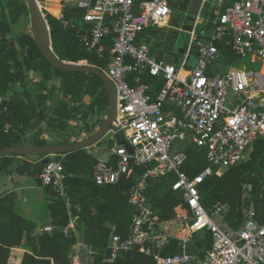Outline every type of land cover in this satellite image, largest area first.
Instances as JSON below:
<instances>
[{
  "label": "built area",
  "instance_id": "1",
  "mask_svg": "<svg viewBox=\"0 0 264 264\" xmlns=\"http://www.w3.org/2000/svg\"><path fill=\"white\" fill-rule=\"evenodd\" d=\"M176 1L59 2L60 20L64 19L63 8L69 2L84 10L83 21L90 26L79 27L75 35L84 47L104 61L103 67L93 66L103 71L114 86L117 107L111 132L122 131L126 142L112 147L109 158H96L95 184L115 185L133 175L136 167L143 168L127 198L133 208L128 234L111 235L104 260L137 251L156 264H190L196 258L188 252L194 235L207 232L211 234L212 246L199 259L200 264H264V222L258 221L253 203L242 206V222L233 228L225 218L227 204L216 202L209 212L200 199V185L206 178L221 176L244 158L258 137H264V0H233L222 7L208 21L211 28L208 36L199 28L198 15L188 31L178 65L158 60L148 46L137 43L143 31L168 25ZM207 2L201 0L200 7ZM63 23L68 25L65 20ZM217 41L259 68L251 70L243 65L223 74L209 73V67L220 58ZM193 52L196 63L189 66ZM143 74L162 78L161 88L155 91L142 83ZM129 76L134 84L129 83ZM10 129V124L4 126L5 132ZM175 141L183 145L181 150H173ZM188 143L206 149L207 164L193 176L184 170L187 161L184 149ZM90 148L85 147L89 154ZM55 158L51 156L43 165L39 179L42 186L49 187L68 203L62 161ZM171 174L172 189L181 193L188 208L187 215L178 217L179 236L170 234L167 227L154 221V211L144 194L150 179ZM246 186L251 188L245 185L244 191ZM74 207L80 210L79 205ZM215 217L221 225L215 222ZM73 223L63 228L66 235L75 230ZM54 228L46 225L43 230ZM171 238L178 241L180 252L165 254Z\"/></svg>",
  "mask_w": 264,
  "mask_h": 264
},
{
  "label": "trees",
  "instance_id": "2",
  "mask_svg": "<svg viewBox=\"0 0 264 264\" xmlns=\"http://www.w3.org/2000/svg\"><path fill=\"white\" fill-rule=\"evenodd\" d=\"M43 14L49 26L52 51L59 60L70 62L87 60L89 64L104 66L103 60L83 46L71 26H64L61 21L47 12ZM71 14L72 12H67L66 18L70 20ZM19 19H27L28 24L30 18L26 1L0 0V149L23 144V138L27 131L33 129L38 114L49 119V122L55 121L61 129H65L67 121L72 118L74 112L70 102L81 104L85 95L93 97L90 105L87 106L91 112L104 114L109 107L104 83L97 75L84 71H64L53 67L42 55L29 33L22 32L14 37L7 35L11 24ZM215 44L220 52V61L224 65L229 66L231 63L237 65L239 56L229 46L220 41ZM107 45L110 46V41ZM108 50L109 47L106 48L105 55ZM31 72L37 73L40 77L35 81L40 88L35 94L24 87L26 75ZM54 74L59 79L62 96L69 98L70 102L57 103L50 109L51 115L48 117V113H45L47 97L41 90L46 89L47 82L53 79ZM142 81L153 85L155 91L163 84L159 77L149 74L143 75ZM19 84L22 85L21 91L18 90ZM19 92L22 94L20 95ZM100 122L102 121L95 122L91 130ZM6 124L11 125L8 132L4 131ZM40 131L39 128L33 131L35 132L32 137L33 144H48L40 136ZM67 143L70 141L57 142V144ZM252 146L249 158L244 160L245 162L231 166L220 177L213 175L206 178L200 185V199L204 207L210 212L216 202L227 204L228 212L225 218L233 228L238 227L242 222V206L247 203L243 200L242 186L246 183L252 187L250 201L254 203L257 219L259 222H264V137H258ZM184 151L187 155L184 170L193 176L207 164L206 149L188 143ZM61 154H65L62 165L66 175L64 181L66 195L73 204L81 206L80 210L71 207L72 215L77 217V224L83 227L80 240L94 251L91 264H156L152 258L137 251L123 253L115 260H104L111 231L107 223L115 226V232L122 237L127 235L133 215V208L127 202L128 193L143 168L136 167L133 175L124 177L115 185L99 186L92 177L95 163L93 156L86 154L83 149ZM17 156L14 154L0 156V174L12 172L11 168ZM34 165L35 172L39 174L43 164L37 162ZM173 181L172 174L151 179L144 192L154 211L156 223H163L188 213L181 193L172 189ZM11 201L10 194L0 196V264H7L13 253L11 247L21 243L29 247L30 251L23 253L20 264H71L69 253L71 247L77 243L76 236L71 233L65 235L58 229L34 235L33 226L26 227L29 223L13 211ZM49 208L53 226L64 227L68 223L64 199L55 194ZM176 222L179 224L180 221ZM193 243L191 251L199 258H203L204 251L212 246L211 234L207 232L195 234ZM176 251H178L177 243L172 241L164 253L172 254Z\"/></svg>",
  "mask_w": 264,
  "mask_h": 264
},
{
  "label": "crops",
  "instance_id": "3",
  "mask_svg": "<svg viewBox=\"0 0 264 264\" xmlns=\"http://www.w3.org/2000/svg\"><path fill=\"white\" fill-rule=\"evenodd\" d=\"M232 1L233 0H208V2L203 7H200V5H201V0H200V5L198 7L197 13L192 16V18H193L192 20H189L190 16L188 15V9H189V6L191 4V0H177L176 2L173 3V8L174 7H178L181 11H183V13H184L183 21L180 24L173 23V19H172L173 18V14H172V16L170 17V19L168 21V25L167 26H162V27L155 26L153 28L148 29L147 31H145L144 33H141L138 36V38H137L138 42L137 43L139 45L148 46L149 50H150V53L153 56H155L158 60H162V61L167 62V63H173L175 65H178L179 62H180V59H181V57L183 55V52H184V49H185V46H186V43H187V40H188V31L191 29L196 17L198 15L200 16L201 24L199 25V28L203 29L205 31L206 36H208V33L210 31L209 29H211L210 28V23L208 21L209 20H213L216 17V13L217 12L220 13L222 7H225V6L229 5ZM41 2L44 4V7H42L44 9L43 10L44 12H47V13L51 14L57 20L61 21L63 25H64L63 20L67 21L68 22L67 26H71L74 29V33L76 32V30L79 27L87 28V27L90 26L89 24H87V23H85L83 21L84 10H81L80 8H78L76 5H74L71 2L67 3L66 6L63 8V14H64V19L63 20H60V19L57 18L58 14H59V12L61 10L60 6H59L60 0H42ZM52 10H55L57 12L56 15H54L51 12ZM69 11L72 12L70 20L66 18L67 12H69ZM206 11H208L207 15L205 14ZM75 15H79V16H75ZM153 38H154L153 42H154V44L155 43L156 44L155 45L153 44V46H150L149 45V41H152ZM164 41L165 42L168 41V43H169L168 45H170V46H176L175 48H176V50L178 51V54H179L178 55V59L170 57L168 60H165L164 59V53H162L160 50H156L155 49L158 46V43H163ZM89 51H91V50H89ZM83 61L85 62L87 60H83ZM219 62L222 63L220 61V58L215 63H219ZM195 63H196V52H193V54H191V57H190V60H189V66L195 65ZM238 64H240V63H238ZM213 65H211L209 67L208 72L211 73V74H216V73H214L211 70ZM222 66L223 67H222L221 71H219L217 73L223 74V73L227 72L230 68H232V66L229 67V68L226 67L227 65H224V63H222ZM143 75H145V74H143ZM143 75L141 76V82L142 83H144L142 81ZM127 79L129 81V83L131 81L132 84H134L133 81H132V76H129ZM160 80L162 81V78H160ZM144 84H146V83H144ZM150 86H152L155 89V87L153 85H150ZM105 119H106V117L103 118L102 122L96 124L93 127V129L91 130V132H89L88 135H81V137H79V138H76V137L72 138L71 140H69L70 143L85 139V138L95 134L100 129V127L103 125V123L105 122ZM36 129H38V127L35 128L34 125H33V131H35ZM27 134H28V132H27ZM114 134L112 132H109L107 135L104 136L105 139H107V142H108L107 143L108 144L107 148L102 143L103 142V138H104L103 137L102 140H100L96 144H93V145L89 146V147H91L90 148V150H91L90 154L86 152L85 147L82 148V149L85 151L86 154L93 156L95 158V161H96V158H103V159L109 158L111 156L110 155L111 148L114 147L115 145H117V143H116V141L114 139ZM25 144H27V143H25ZM48 144H51V143L48 142ZM52 144H55V143H52ZM27 145H35V144L31 143V144H27ZM184 145H185V143H184ZM94 147L98 148L100 151L98 150V152L93 154L92 153V149ZM102 150H104L105 152H101ZM58 155H62V158L63 157L65 158V154L49 155V157H51V156L58 157ZM245 155H246V153H245ZM43 157H46V155L41 156V158H43ZM18 159L22 160L23 157L17 156L16 157V161ZM244 160H245V156L240 162H242ZM19 165L20 164H17L15 162L13 164L12 168H11L12 172H10L9 174H0V196L1 195H6V194L12 195V201L11 202H12L13 211L15 213H17L19 216L23 217L25 220H27V222L29 224H27L26 227L31 228L33 226V230L32 231H33L34 235L42 234V233H45V232H51V231H44L43 228L46 225H52L53 226V224L51 223L52 217H51V214H50L49 206H50V204L53 201V197H54L55 193L49 187H45V186L41 185V182H40V179H39V174L40 173L38 174V173L35 172V169H33V168H35L33 166L34 164H32L30 166L29 172L26 173L25 175H19V174H17L15 172V170H14L15 167H17ZM32 171H33V174L35 175L34 176V180H35L34 184L28 178V175L30 173H32ZM92 177H93V168H92ZM217 177H220V176H217ZM136 178H135V180H136ZM153 179H157V178H153ZM245 185H250V184H248V183L243 184V189H244ZM250 187H251V185H250ZM43 192H45V195L41 196V193H43ZM129 193H130V190H129ZM60 198L64 199L65 205H66V208H67V212H68V223L66 225L70 224V222H74L73 224H74V229L75 230L74 231H69L67 235H69L71 233V234H74L76 236V238H77V243L74 244L75 245L74 256L73 257H69L70 260H71V264H79V259H82V258L86 259V261H91L92 256L94 254V251L87 244H85L84 242H82L80 240L81 239L80 237L82 236V233H83V227L79 226L77 224V217L72 215L71 206L68 205V203H69L70 205L74 206L75 203L73 204V202L71 201V199H70V197L68 195H67L68 203H67V200L65 198H63V197H60ZM39 204L43 205V208H45V212L41 211L40 207H39V210H38V205ZM80 208H81V206H80ZM178 220H179L178 217H174V218H172V219H170L168 221H165V222L161 223V225L164 226V227H167L168 230H169L167 232H169L170 234L175 235V236H179L180 231H177L178 223L176 222ZM172 222L174 223V225H172ZM30 223L32 225H30ZM107 224L111 228V231H110L109 237H108V241H107V245H108L111 235L113 233H116V232H115V226H113L111 223H107ZM64 227L59 228V227L56 226V228H54L52 231H54L55 229L63 231ZM128 228H129V226H128ZM172 241H176L177 247H178V251H176V252H180V248L178 246V241L176 239L171 238V243H172ZM171 243H170V245H171ZM193 244L194 243L189 245L188 252L191 255L195 256L196 258L194 260H192L190 264H200L199 263V261H200L199 259H203L204 256H203V258H199L196 253H193L191 251V246ZM107 245H106V247H107ZM11 251H13V253H12L11 257L8 259L7 264H20L22 256H23V253L26 252V251L29 252L30 249H29V247H27L23 243H21V245H16L14 247H11ZM205 251H204V254H205ZM89 252L92 253V255H89ZM176 252H174V253H176Z\"/></svg>",
  "mask_w": 264,
  "mask_h": 264
},
{
  "label": "rangeland",
  "instance_id": "4",
  "mask_svg": "<svg viewBox=\"0 0 264 264\" xmlns=\"http://www.w3.org/2000/svg\"><path fill=\"white\" fill-rule=\"evenodd\" d=\"M42 0H37L38 4L40 3L42 6H44V4L41 2ZM44 10V9H43ZM42 11V9H41ZM44 11H42L43 13ZM172 14H173V23L175 24H180L183 19H184V13L183 11H181L178 7H174L172 8ZM206 15L208 14V11H206L205 13ZM22 32H26L31 34V29H30V19L28 21L27 24V19H19L16 22L11 24L10 27V31L7 35H9L10 37H14L19 35ZM154 38L152 41H149V45L153 46L154 44ZM156 44V43H155ZM154 44V45H155ZM168 41L167 42H163V43H158V46L155 48L156 50H160L162 53H164V59L168 60L170 57L173 58H177L178 59V51L176 50V46H170L168 45ZM81 63H84V61H82ZM240 63V64H238ZM238 63L237 65L235 63H231V65L226 66V67H235V68H242L243 65L247 66L248 69L251 70H256L259 68V65L256 64H250L249 60L245 57H238ZM222 63H215L211 70L214 73H217L219 71H221L222 69ZM225 68V67H224ZM39 76L37 73H28L26 75V84H24V87L26 86L27 88L30 89L32 94H35L39 91V87L36 85L35 81L39 80ZM20 86H18V90L21 91L22 90V85L19 84ZM42 93H44L46 95V101H45V107L47 109H45V113L47 112L48 117H50L49 115H51V110L53 107H55V105L61 101H65V102H70L69 98H65L62 96V92L60 90V85H59V79L56 77V75H53V79L50 80L49 82H47V86L45 90H41ZM19 94L21 95L22 93L19 92ZM93 100V97H88V96H83L82 102L81 104H77V103H73L70 102L72 104V108H74V112H73V116L72 118L67 121V127L65 129H61L58 124L53 121L49 122V119L44 118L41 114L40 115V120L39 123L37 125V127L41 130L40 131V136L45 139L46 141H48L49 143H57V142H64L65 140H71L72 138H79L81 137V135H88L91 127L93 126V124L98 121H103V118L107 116L108 110L106 112H104V114L102 113H97L96 111L91 112L87 106L90 105L91 101ZM76 107V108H75ZM37 120V119H36ZM35 120V122H36ZM28 134L26 133L25 137L23 138V144L20 145H27V144H31L33 143L32 137L34 135L35 132H33V129L30 131H27ZM102 140V139H101ZM27 143V144H25ZM103 145L107 148L108 147V142L107 139H105V137L103 138ZM190 144V143H189ZM182 146L180 143H178L177 141H175L173 143V150H181ZM252 145L249 146L246 155H245V161L246 159L249 158L250 152L252 150ZM98 148L94 147L92 149V153L95 154L96 152H98ZM100 151V150H99ZM101 152H105L104 150H102ZM23 157V156H20ZM55 159L57 160H63L64 157L62 158V155H58V157H56ZM22 160H17L16 163L17 164H21ZM243 161V162H245ZM35 167V165H33ZM34 169V168H33ZM34 174L33 171L32 173H30L28 175L29 180L34 184L35 180H34ZM245 191H243V200H245L247 203H253L252 201H250V197H251V189H247V186L245 187ZM242 190H243V186H242ZM45 192L41 193V196H44ZM43 204V203H42ZM254 205V203H253ZM40 210L45 212V208H43V205L39 204L38 205V210ZM255 207V206H254ZM215 222L219 225H221V222L218 218H214Z\"/></svg>",
  "mask_w": 264,
  "mask_h": 264
},
{
  "label": "water",
  "instance_id": "5",
  "mask_svg": "<svg viewBox=\"0 0 264 264\" xmlns=\"http://www.w3.org/2000/svg\"><path fill=\"white\" fill-rule=\"evenodd\" d=\"M29 10L30 18V29L32 37L42 53V55L48 60V62L55 68L64 71H84L87 73H93L97 75L104 83V88L108 98V113L105 122L100 127V129L93 135L67 144H45V145H15L8 146L0 149V156L14 154L18 156H23L21 164L15 167V172L19 175H25L29 172V168L32 164L37 162L41 164H46L49 162V155L61 154L66 152H71L77 149H82L84 147L96 144L105 135L110 132V127L112 122L116 118V98L115 90L112 82L106 76V74L99 68L87 65L81 62H70L59 60L52 51L51 45V35L49 31V26L41 8L38 5L37 0H25ZM200 5V0H191V4L188 9L189 20H192V16L197 13L198 7ZM40 120V115H37V120L34 123L36 128ZM114 139L117 145H126L123 137L122 131H118L114 134ZM46 155V157L41 158V156ZM75 252V245L71 248L69 257H73ZM79 264H91L90 261L86 259H79Z\"/></svg>",
  "mask_w": 264,
  "mask_h": 264
},
{
  "label": "bare ground",
  "instance_id": "6",
  "mask_svg": "<svg viewBox=\"0 0 264 264\" xmlns=\"http://www.w3.org/2000/svg\"><path fill=\"white\" fill-rule=\"evenodd\" d=\"M38 5H39V7H40L41 9H42V7H44V6H42L40 3H39ZM53 8H54V7H53ZM42 11H43V9H42ZM51 12H52L54 15H56V13H57L55 10H52ZM43 13H44V12H43ZM84 64L92 65V66H93V64H89V63H85V62H84ZM111 125H112V124H111ZM110 132H111V127H110ZM116 133H117V132H116Z\"/></svg>",
  "mask_w": 264,
  "mask_h": 264
}]
</instances>
